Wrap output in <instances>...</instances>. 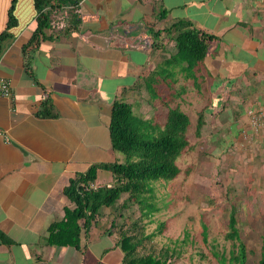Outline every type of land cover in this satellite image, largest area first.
<instances>
[{
	"label": "crops",
	"instance_id": "0c3cea01",
	"mask_svg": "<svg viewBox=\"0 0 264 264\" xmlns=\"http://www.w3.org/2000/svg\"><path fill=\"white\" fill-rule=\"evenodd\" d=\"M10 3L0 0V33ZM46 10V24L23 49L37 12L33 0H17L16 24L0 42V77L12 93L0 97V264H126L118 231L136 234L126 219L131 203L101 206L87 227L80 219L76 246L49 243L48 229L74 207L64 193L72 178L122 160L111 148V107L138 106L146 79L152 97L162 83L179 85L196 124L202 115L201 138L264 180V0H52ZM179 20L209 37L191 70L165 64ZM43 102L54 116L37 114ZM112 180L96 170L94 181Z\"/></svg>",
	"mask_w": 264,
	"mask_h": 264
},
{
	"label": "trees",
	"instance_id": "16d2710c",
	"mask_svg": "<svg viewBox=\"0 0 264 264\" xmlns=\"http://www.w3.org/2000/svg\"><path fill=\"white\" fill-rule=\"evenodd\" d=\"M17 0H11L7 13L6 28L0 33V42L7 34V29L16 24L14 7ZM52 0H33L37 12L36 27L29 39L25 49L36 39V34L46 24V7ZM76 3L77 0H71ZM47 12V13H46ZM169 30L176 31L175 42L176 52L171 55L165 64L179 65L186 70H191L206 53L208 36L200 37L196 30L190 26L189 21L179 20ZM151 80L146 79L145 85L148 92L151 90ZM154 96V95H153ZM41 116H54L51 107L43 102L37 112ZM189 117L179 106L168 108L163 124L144 119L137 114L132 105L124 100H117L113 103L108 124L111 148L122 155V160H112L91 164L85 172L72 178L64 189V193L74 204L72 209L65 210L61 221L52 223L49 226L48 242L51 244H62L76 246L78 243L80 225L87 227L101 206H109L117 201L123 204L133 203L139 211L140 218H150L158 211L155 203L154 188L152 181L163 179L171 180L180 172L176 163L177 157L189 145L187 131ZM203 124L202 115H198L195 127L196 135H201ZM105 169L111 172L113 180L109 187L101 186L96 190H82L81 185L93 181L97 169ZM164 222L158 224V231L161 232ZM229 231L227 238L234 239L233 249L230 255L215 256L220 264L228 260L244 264L245 248L240 240L238 230L235 227V216L231 212L228 219ZM203 229L205 226L203 225ZM155 233L145 235L150 239ZM118 240L121 249L125 253L126 264H171L170 257L159 255L154 249L139 254L137 251L141 239H136L135 234L126 230L118 231ZM175 242H178L175 240ZM175 250V249H174ZM255 264H264V238L260 245V255Z\"/></svg>",
	"mask_w": 264,
	"mask_h": 264
},
{
	"label": "rangeland",
	"instance_id": "374dc122",
	"mask_svg": "<svg viewBox=\"0 0 264 264\" xmlns=\"http://www.w3.org/2000/svg\"><path fill=\"white\" fill-rule=\"evenodd\" d=\"M176 85L171 88L162 83L159 98L152 97L149 91L138 106L133 105L134 111L159 124L165 121L170 107L179 106L186 111L177 97L179 85ZM189 111L185 112L190 121L189 145L176 159L180 172L171 180L151 182L159 209L150 216L153 222L140 218L136 206L130 204L126 219H132L131 231L143 234V238L155 233L143 240L146 245L142 251L154 249L159 255L170 257L171 264H220L214 252L228 257L233 249L234 239L226 237L233 212L245 248L244 264H255L264 238V180L250 169L249 162L238 161L235 165V156L229 150L221 155L212 140L197 136L196 115ZM160 222L165 225L159 233Z\"/></svg>",
	"mask_w": 264,
	"mask_h": 264
},
{
	"label": "built area",
	"instance_id": "2783aa9c",
	"mask_svg": "<svg viewBox=\"0 0 264 264\" xmlns=\"http://www.w3.org/2000/svg\"><path fill=\"white\" fill-rule=\"evenodd\" d=\"M0 97H4V98H7V99H11L12 98V93H11L9 82L6 79H4L3 77H0ZM0 135L4 136L7 139V137L5 135V131L3 129H1V128H0ZM101 186H104V185H101V184H99L98 182H96L94 180L93 181H89L87 183H83L81 185L82 190H85V191L96 190V189H98ZM105 186L109 187L110 184H106Z\"/></svg>",
	"mask_w": 264,
	"mask_h": 264
}]
</instances>
